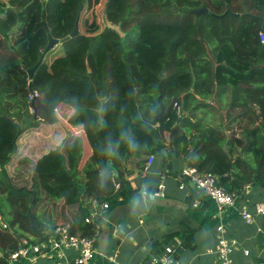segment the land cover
<instances>
[{"label":"trees","instance_id":"1","mask_svg":"<svg viewBox=\"0 0 264 264\" xmlns=\"http://www.w3.org/2000/svg\"><path fill=\"white\" fill-rule=\"evenodd\" d=\"M104 1L107 21L123 35L107 24L95 36L82 33L86 12ZM203 7L208 14L193 13ZM81 8L79 33L71 38ZM226 19L235 31L225 27L218 42L215 21ZM260 31L264 0L0 2V264H11L25 240L33 246L49 242L59 208L71 234L98 237L105 212L127 197L124 150L142 171L144 157L162 165L181 157L188 167L218 175L229 192L242 195L263 184ZM50 37L62 41V55L49 62L51 50L30 82L27 69L38 64ZM61 108L73 110L68 123L83 135L69 136L42 156L28 172L31 179L18 184L8 171L17 142L43 123H58ZM86 146L91 156L82 167ZM46 202L51 210L40 213ZM194 236L186 234L179 250L194 248Z\"/></svg>","mask_w":264,"mask_h":264},{"label":"crops","instance_id":"2","mask_svg":"<svg viewBox=\"0 0 264 264\" xmlns=\"http://www.w3.org/2000/svg\"><path fill=\"white\" fill-rule=\"evenodd\" d=\"M61 110L69 114L72 111L71 115L73 114V110L62 108ZM56 125L63 132L60 122L50 126ZM75 128L78 130L77 133L60 134L61 138L55 149L60 147L69 136L83 135L82 128ZM124 152L123 171L124 180L128 183L127 197L105 212L104 225L98 235L97 253L91 264H149L150 256L158 253L156 249L163 242H171L167 246L175 248L176 259L180 264H218L216 257L210 255L209 251L214 250L218 245L217 227L219 226L225 227L224 233L227 238L239 243L233 255L234 264L264 262V216H256L254 221L247 223L240 215L242 206L254 212L256 204L264 205L263 184L246 187L239 205L220 208L204 194L196 192L192 184L181 185L179 176L186 167L183 158H172L169 161L172 168L169 162L162 165L158 159L147 168L148 157H144L146 168L142 171L138 165L132 167L130 150ZM90 156L91 149L86 146L84 157H88L87 162ZM87 162L84 160L82 167ZM82 174L84 175L83 172ZM143 190L151 191V194L144 195ZM136 191L139 193L130 195L131 192L136 193ZM156 194L161 195L155 196ZM194 195L196 198L192 201ZM163 200H167L165 206L161 204ZM45 204L46 206L41 208L42 212L52 208L48 202ZM58 204L62 207L63 203L58 202ZM93 206L91 210L94 212L95 204ZM61 211L62 209L59 208L54 212L53 223L69 226L70 223L61 217ZM70 211L67 208L65 214L68 215ZM192 232L195 233L196 246L184 251L179 250L184 236ZM25 241L32 244L30 240ZM48 245V242L36 245L38 251L32 250L30 258H23L17 264L62 263L64 259H59L55 253L50 252ZM77 255L74 250L67 252L69 260H73Z\"/></svg>","mask_w":264,"mask_h":264},{"label":"built area","instance_id":"3","mask_svg":"<svg viewBox=\"0 0 264 264\" xmlns=\"http://www.w3.org/2000/svg\"><path fill=\"white\" fill-rule=\"evenodd\" d=\"M258 39L261 45L264 46V31H260ZM36 96V94H34ZM155 157L151 156L148 159L147 168L152 166ZM181 185L186 182L192 184L196 192L204 194L212 202L220 208H229L239 205L242 195L238 192H229L220 184V177L209 172H202L196 168L186 166L180 176ZM186 180V182L184 181ZM264 185V183H263ZM120 185L117 184V188ZM144 195H148L146 190L142 191ZM156 194L155 196H160ZM109 208L108 204L103 206ZM241 218L250 223L254 221L256 216H264V205L256 204L254 212L249 208L242 206L240 208ZM90 222V218L86 220ZM6 227V226H5ZM219 234L218 245L214 250H210L209 254L216 257L218 264H234V252L239 245L236 240L229 239L225 236V227H217ZM51 240L48 242V250L55 253L59 259H64L60 264H91L97 253L98 237L96 236H77L70 232V226L58 225L53 232H50ZM22 247L11 254L10 263L17 264L21 259L30 258L32 250L38 251L35 246H32L28 241H24ZM47 245V244H46ZM74 250L78 253L77 257L69 260L67 252ZM247 253V252H246ZM149 264H180L176 259V250L173 246H166L164 251L159 254H154L149 258ZM261 264H264L262 262Z\"/></svg>","mask_w":264,"mask_h":264},{"label":"rangeland","instance_id":"4","mask_svg":"<svg viewBox=\"0 0 264 264\" xmlns=\"http://www.w3.org/2000/svg\"><path fill=\"white\" fill-rule=\"evenodd\" d=\"M0 2H3V3L6 2L9 4L10 0H0ZM95 8L96 9H94V11L92 10V12L91 10H88L86 12V14L84 15V20H82L80 24V29L82 33H85L90 36H95L99 34L107 24L108 8L107 6H105V1H104V6L101 5L100 7L98 8L95 7ZM94 14H97V16H95ZM91 24L93 28L90 31L88 29L90 28L89 26ZM215 24H217L216 29H215L216 30L215 35H216L218 42H221L222 38L224 37L223 32H224L225 27L232 29L233 32L235 31V28H236V24L231 19L220 20V21L216 20ZM60 55H62V48L60 45H57L47 55L46 59L49 62H52L55 58H57ZM226 98L227 97L225 96V99ZM71 112L72 111H70V114L68 112L65 113V111L61 109H59L58 111V115L61 120L59 122L63 128V132L65 133V135L74 134L78 132V130L75 127L71 126L68 123V119L71 116ZM32 113H33V110L31 108L30 114ZM63 132L62 130L59 129V126L57 125L52 127L48 124L44 125V123L43 125L41 124L40 127L37 129L26 131L21 136L19 141L17 142L18 154L15 156V158H13L11 164L8 166V171H9L10 176L16 179V181L19 180L17 181L18 184L23 185L25 181H29L31 179V174L28 172H32L37 161L42 156H44L45 153L47 154V152L55 149ZM87 158L88 157L84 159L85 162H87ZM80 179L84 180L83 174L81 175ZM45 206L46 204L43 203L42 209ZM42 209L40 210V213H43ZM63 225H66V224H63Z\"/></svg>","mask_w":264,"mask_h":264},{"label":"water","instance_id":"5","mask_svg":"<svg viewBox=\"0 0 264 264\" xmlns=\"http://www.w3.org/2000/svg\"><path fill=\"white\" fill-rule=\"evenodd\" d=\"M107 9V8H106ZM81 12H82V8L80 9V12H79V16L76 20V26H75V29H74V32L71 34V38L72 37H75L78 33H79V22H80V16H81ZM194 14L198 15V16H201L203 14H208L209 13V9L206 8V7H203L201 9H198V10H194L193 11ZM231 13V10L229 9L224 15L220 16V18H223L224 16H226L227 14ZM107 26L108 28L110 29H113L115 30L116 32H118L120 35H123L121 29L119 26H115L113 24H111L110 22L107 21ZM62 41L60 40H56L52 37H50L49 39V43H48V46L43 50V52L41 53V56H40V60L38 62V64L32 68V69H27V73H28V76H29V81L31 82L34 78V75H35V72L36 70L39 68V66L42 64L45 56L51 51L53 50L57 45H59ZM165 111V108L162 107V114L164 113ZM35 117L37 118V115L35 114ZM153 125H156L157 124V119H155L153 122H152ZM161 204L162 205H166L167 204V200H163L161 201ZM31 224H32V227L34 229H38L39 228V224L33 219V217H31ZM0 255H2V253L0 252Z\"/></svg>","mask_w":264,"mask_h":264}]
</instances>
